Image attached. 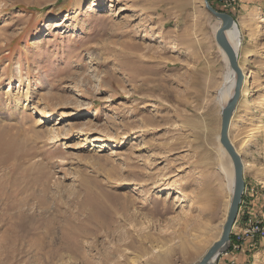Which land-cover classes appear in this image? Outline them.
<instances>
[{
    "label": "rangeland",
    "instance_id": "374dc122",
    "mask_svg": "<svg viewBox=\"0 0 264 264\" xmlns=\"http://www.w3.org/2000/svg\"><path fill=\"white\" fill-rule=\"evenodd\" d=\"M210 3L242 24L229 137L258 210L264 0ZM219 23L203 0H0V264L202 258L233 188ZM248 263L264 264V242Z\"/></svg>",
    "mask_w": 264,
    "mask_h": 264
},
{
    "label": "water",
    "instance_id": "95a60500",
    "mask_svg": "<svg viewBox=\"0 0 264 264\" xmlns=\"http://www.w3.org/2000/svg\"><path fill=\"white\" fill-rule=\"evenodd\" d=\"M205 9L215 18H217L220 23L215 30V41L226 56L228 66L235 75L234 81V93L231 97L229 103L222 107L221 110V127L219 134V142L225 152L231 159L232 169H233V189L232 196L230 199L228 212L225 221L222 226V232L219 238L212 243V245L207 249L202 258L194 264H216L220 255L226 251L230 244V235L233 224L236 219L238 212V207L242 198V192L244 189V179H243V163L240 155L235 151L229 139V124L232 111L236 107V104L240 98L241 90L244 82V71L238 63L237 53L229 45L227 40L223 37V33L229 30L235 23L234 19L226 12L218 11L209 0H203ZM214 258L212 263L210 260Z\"/></svg>",
    "mask_w": 264,
    "mask_h": 264
},
{
    "label": "built area",
    "instance_id": "2783aa9c",
    "mask_svg": "<svg viewBox=\"0 0 264 264\" xmlns=\"http://www.w3.org/2000/svg\"><path fill=\"white\" fill-rule=\"evenodd\" d=\"M224 8H229L236 4L238 0H213ZM247 189L244 190L241 198L238 213L233 224L238 223L237 229H233L230 235V244L226 251H224L219 259L223 256L225 261L223 264H237L233 253L241 251L244 247H254L259 238L264 237V206L258 210L248 207L246 204ZM242 214V219H241ZM241 219V222H240Z\"/></svg>",
    "mask_w": 264,
    "mask_h": 264
},
{
    "label": "bare ground",
    "instance_id": "6f19581e",
    "mask_svg": "<svg viewBox=\"0 0 264 264\" xmlns=\"http://www.w3.org/2000/svg\"><path fill=\"white\" fill-rule=\"evenodd\" d=\"M92 6L94 4H91ZM258 10L254 11L252 14L253 15H257ZM63 21L62 20H59V21H56L54 22L52 25L53 26H57V25H61ZM242 24H236L234 23V25L229 29V30H226L224 33H223V37L227 40V42L229 43V45L233 48V50L237 53V58H238V49L241 47L242 45V39H241V34H240V29L239 27L241 26ZM224 58L226 59V56L223 55ZM234 81H235V75L234 73L232 72V70L229 71V74L228 76L226 77V85H227V88L224 90V93H223V99H224V106H226L229 101L231 100V97L233 96V93H234ZM8 90H12V85H9L8 87ZM10 92V91H9ZM242 92V90H241ZM227 99V100H226ZM247 103V106H254L255 103H256V100H255V97L253 98H249L248 101L246 102ZM223 106V107H224ZM236 107L234 108V110L232 111V114H231V118H230V124L232 122V116H233V113L235 111ZM33 113H36V112H33ZM229 124V126H230ZM261 127L264 128V122H262L261 124ZM230 139V142L232 144V146L234 147L235 151L239 154L240 153V147L243 146V143L244 142H240L239 143V146H237L234 142V139H232L231 137H229ZM98 141H102V140H98ZM100 146H104V143L103 142H100L98 147L100 148ZM118 155V154H117ZM121 155V154H120ZM240 155V154H239ZM248 164H244V166H247ZM231 185L233 187V179L231 180ZM233 189V188H232ZM243 193V192H242ZM169 192L165 195V197H169ZM241 202V201H240ZM240 205V204H239ZM232 231V230H231ZM221 234V233H220ZM220 236V235H219ZM218 236V238H219ZM217 238V239H218ZM216 239V240H217ZM215 240V241H216ZM214 241V242H215ZM258 241V240H257ZM214 261V258H212V260H210L209 263H212Z\"/></svg>",
    "mask_w": 264,
    "mask_h": 264
},
{
    "label": "crops",
    "instance_id": "0c3cea01",
    "mask_svg": "<svg viewBox=\"0 0 264 264\" xmlns=\"http://www.w3.org/2000/svg\"><path fill=\"white\" fill-rule=\"evenodd\" d=\"M240 222H241V219H240ZM238 223H236V225H234V229H237ZM263 240H264V238L259 239L254 248L244 247L241 251H239L237 253H233L232 256L235 258L237 264H247V262L249 261V258L253 257L255 255V253L258 252V249L260 248V246L264 242ZM219 260L221 261V258L218 259L217 264H222ZM224 261H225V259L223 258V262Z\"/></svg>",
    "mask_w": 264,
    "mask_h": 264
},
{
    "label": "trees",
    "instance_id": "16d2710c",
    "mask_svg": "<svg viewBox=\"0 0 264 264\" xmlns=\"http://www.w3.org/2000/svg\"><path fill=\"white\" fill-rule=\"evenodd\" d=\"M209 1H211V0H209ZM212 3V2H211Z\"/></svg>",
    "mask_w": 264,
    "mask_h": 264
}]
</instances>
